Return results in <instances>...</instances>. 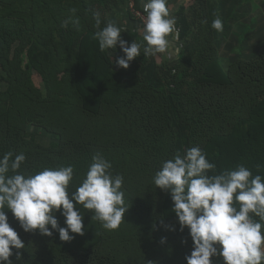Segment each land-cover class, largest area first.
Wrapping results in <instances>:
<instances>
[{"label": "trees", "instance_id": "obj_1", "mask_svg": "<svg viewBox=\"0 0 264 264\" xmlns=\"http://www.w3.org/2000/svg\"><path fill=\"white\" fill-rule=\"evenodd\" d=\"M231 1L218 0L215 10L210 13L208 10H202L204 24L197 38L200 47L189 48L186 54L185 51L181 52L180 57L183 58L180 68L169 64L158 65L154 57L149 56L142 59L140 67H135L134 85H129V82L115 71L110 50L102 52L99 44L95 43L92 53L88 56V60L94 64L93 69H89L90 72L77 69L78 74L89 77L81 79L85 91L81 92L82 102L79 109L75 110L77 117L97 116L104 106L105 109L111 108L113 111L115 108H120L121 111L124 109L121 118L125 117L128 125L135 127L141 139L147 142H167L170 158L177 152L183 155L186 149L198 146L206 153L209 161L216 165L215 173H209L210 175L243 164L253 175L264 176V51L247 73L246 78L250 85L245 87L243 98L237 105L230 106V102L237 99L234 86L237 83L236 77L224 72L217 59V46L221 44L236 19L233 9L235 3ZM84 4L85 0H0V64L6 65L13 44L22 40L20 37L24 31L37 30L35 24L42 19L43 14L50 12L51 21L57 23L62 30L63 22L73 17L72 9L78 12L87 10ZM38 8H41V11ZM68 11L71 14H68ZM216 18L222 20V30L211 27ZM180 21L183 25L186 24L182 16ZM89 32L92 35L94 30ZM185 36L186 32L182 30L180 38ZM52 47L56 48L55 45ZM36 53V50H33V54ZM33 54L31 56H34ZM112 78H115L119 85L114 87L109 98H106L99 88ZM78 85L76 80V86ZM4 95L6 97L0 99V156L7 152H12L14 156L23 153L26 160L21 164L19 171L25 175L35 174L44 168L71 165L74 173L68 190L69 193L75 191L88 170L91 157L89 153L84 152L83 146L89 144L91 139L78 134L77 129L68 130L71 125L61 127L66 131L50 126L45 128L53 134L55 140L47 146L40 145L34 141L33 135L26 133L24 129L29 123L39 122L35 121V115H55L52 107L61 108L63 103L52 101L50 105L41 106L39 104L44 101L35 98L33 91L23 87L18 88V91L16 89L14 92H5ZM20 98L25 100L15 110L14 105ZM45 103L49 104L50 101ZM36 108L39 109L37 112ZM226 110L231 111V120L228 121V117H224L222 121L225 122H221L216 129H211L210 118L222 116ZM59 113L63 124L70 119L68 115H72L70 111L64 112L63 109H60ZM45 118L46 123L51 124L53 117ZM119 119L118 117L117 121ZM86 147L88 149V146ZM257 165H260L259 169ZM81 207L82 205H77L78 209ZM172 207L171 196L166 192L161 201L163 217L171 216L177 219ZM56 217L59 219L63 216L57 212ZM30 233L37 240L35 244H40L36 248L29 247L28 250L35 249L40 251V254L47 252L48 255L43 259L45 264H121L109 259L101 247L95 249L92 235H82L84 237L80 241L72 239L61 242L53 236L47 239V236L38 231ZM177 233L178 236L174 237L172 242L163 243L173 249L168 258L163 254L160 256V259L168 264H186L185 257L192 251L193 242L189 230L185 228ZM176 249L181 252L177 253ZM211 259L212 264H223L222 258ZM144 262L148 263L146 259Z\"/></svg>", "mask_w": 264, "mask_h": 264}, {"label": "rangeland", "instance_id": "obj_2", "mask_svg": "<svg viewBox=\"0 0 264 264\" xmlns=\"http://www.w3.org/2000/svg\"><path fill=\"white\" fill-rule=\"evenodd\" d=\"M217 1L167 0L170 14L175 19L176 31L169 36V50L153 56L158 65L169 64L180 68L183 58L180 57L181 52L185 51L186 54L189 48L200 47L197 38L204 24L202 10H208V13L214 11ZM231 2L235 3L233 9L236 19L221 44L217 46V59L221 68L224 72L234 75L237 81V83L234 82L237 99L230 102V106L237 105L238 101L242 100L245 87L248 88L250 85L246 75L264 51V0H232ZM139 4L141 0H85L84 5L87 6V10L82 9L72 13L73 17L69 18V24L67 27L63 26L62 30L57 23L51 21L50 12L43 14L42 19L35 24L37 30L24 31L20 37L22 40L13 44L6 65L0 64V99L6 97L5 92H14L16 89L18 91V88L23 87L33 91L35 98L44 101L39 104L41 106L50 105L52 101L58 104L63 103L61 108L52 107L55 115L53 113L35 115V121L39 120L40 123L38 121L29 123L24 131L31 133L34 141L43 146L55 140L53 134L46 130L50 126L65 130L61 127L71 125L68 130L77 129L78 134L91 139L89 144L86 143L83 146L84 152L89 153L91 157L90 163L92 156L97 152L111 162L112 174H120L124 177L122 190L125 192V204L129 207L117 229L105 230L99 221L92 219L93 212L82 206L79 210L83 215L85 227L83 235L87 237L92 235V242L96 244L94 248L101 247L109 259L118 263L145 264L146 259L147 264H168L163 262L160 256L163 254L168 258L173 253V249L168 245L164 246L161 238H166L167 244L172 242L174 237L178 236L177 231H180V225L176 218L163 217L161 201L166 192L156 187L152 181L162 162L171 159L167 142L153 140L148 143L141 139L135 127L128 125L125 117L121 118L124 109L121 111L120 108H115L116 110L113 111L111 108L105 109L104 106L97 116L89 117H77L75 113L82 102L81 92L85 91L81 79L89 78L78 74L77 69L89 72V69H93L94 64L88 60V56L92 53L95 43L99 44L98 40L93 38L97 30L94 27L95 12L100 13L101 27L108 21H112L122 29L121 38L129 45L134 41L141 44V55L129 62L127 69L117 67L113 63L117 58L124 56L119 45L116 49H109L115 71L119 72L120 77L126 79L129 85L135 84V67H140L142 59L149 57L143 53V48L146 46L143 40L144 26L130 7L132 5L137 10ZM38 9L41 11V8ZM68 14L71 12L68 11ZM181 16L185 18V25L180 21ZM77 18L78 26L71 22ZM91 30H94L92 35L89 34ZM182 30L186 32V36L181 39ZM52 45H55L57 49ZM33 50L37 53L33 54ZM76 80L78 86H76ZM118 85L119 82L112 78L104 82L99 89L103 91L106 98H109L113 88ZM24 100L25 98H20L15 103L14 109L17 110ZM45 101L50 103L46 104ZM121 104H123L122 101ZM60 109L64 112L70 111L72 114L68 115L70 119H67L64 124L61 123ZM38 110L36 108L35 112ZM230 114L231 111L226 110L223 111L222 116H212L209 120L211 129H216L221 122H225L222 121L224 117H228L229 120H227L230 121L232 117ZM46 116L53 117L51 124L46 123ZM118 117L120 119L117 121ZM6 212L10 226L17 231L25 244L23 249H13V255L10 257L12 264H45L43 259L48 253L40 254L38 250H28L29 247L36 248L40 243L35 244L37 240L34 236L21 228L10 211L6 210ZM161 219L165 225L173 226L175 230H166L160 224ZM64 220V217L58 219L61 227H66ZM70 235L73 236V240L79 241L84 237L71 232ZM52 236L57 241H61L57 231L53 230ZM176 250L177 253L181 252ZM17 252L20 253V259H17Z\"/></svg>", "mask_w": 264, "mask_h": 264}, {"label": "clouds", "instance_id": "obj_3", "mask_svg": "<svg viewBox=\"0 0 264 264\" xmlns=\"http://www.w3.org/2000/svg\"><path fill=\"white\" fill-rule=\"evenodd\" d=\"M141 4L146 13L144 55L166 53L170 48L169 36L176 31L167 0H141ZM71 11L75 13L76 9ZM93 16L97 29L93 38L98 40L100 51L119 45L124 56L113 63L127 69L129 62L141 55V44L134 41L129 45L114 22L108 21L101 27L100 13ZM71 22L79 25L78 18ZM68 23L64 21L62 26L67 27ZM211 27L222 30V20L216 18ZM25 160L23 153L14 156L7 152L0 156V264H12L13 249L25 248L9 224L6 210L25 232L52 236L55 230L65 242L73 239L70 232L83 235L85 231L77 205L91 210L92 219L105 230L117 229L124 220L129 208L122 190L124 177L112 174L111 162L101 153L92 156L85 178L71 193L68 188L73 166L44 168L25 175L19 171ZM256 167L259 169L260 165ZM215 170V163L194 146L183 155L177 152L163 161L152 177L156 187L170 194L180 231L189 230L193 243L190 255L185 257L186 264H212V257L222 258L223 264H264V176L253 175L243 164L209 174ZM57 212L65 218L66 227L60 226ZM160 224L166 230H175L165 225L163 219ZM165 239L161 238V243ZM16 256L20 259L19 252Z\"/></svg>", "mask_w": 264, "mask_h": 264}, {"label": "built area", "instance_id": "obj_4", "mask_svg": "<svg viewBox=\"0 0 264 264\" xmlns=\"http://www.w3.org/2000/svg\"><path fill=\"white\" fill-rule=\"evenodd\" d=\"M130 7H131L132 12L136 15V17L140 20V22L144 26V20L146 17V13H144V11H143L142 4H141L140 8L137 10L134 7H132V5Z\"/></svg>", "mask_w": 264, "mask_h": 264}]
</instances>
